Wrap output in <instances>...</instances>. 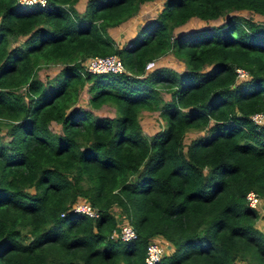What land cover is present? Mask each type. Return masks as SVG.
Here are the masks:
<instances>
[{
	"label": "trees",
	"instance_id": "obj_1",
	"mask_svg": "<svg viewBox=\"0 0 264 264\" xmlns=\"http://www.w3.org/2000/svg\"><path fill=\"white\" fill-rule=\"evenodd\" d=\"M76 1L0 0V264H145L157 238L170 248L153 264H264V224L245 200L248 189L264 200V124L249 119L264 111V23L231 14L173 32L191 16L264 15V0H162L127 46L108 28L147 0H85L81 12ZM167 52L182 70L144 68ZM110 53L123 71L84 69L86 57ZM48 62L62 65L43 86L34 68ZM86 81L87 102L113 115L66 110ZM141 110L163 120L150 136ZM192 129L203 132L184 144ZM78 199L98 215L72 210ZM119 221L134 239L111 238Z\"/></svg>",
	"mask_w": 264,
	"mask_h": 264
},
{
	"label": "rangeland",
	"instance_id": "obj_2",
	"mask_svg": "<svg viewBox=\"0 0 264 264\" xmlns=\"http://www.w3.org/2000/svg\"><path fill=\"white\" fill-rule=\"evenodd\" d=\"M162 0H147L144 2H141L139 4V9L132 15H130L125 21L120 22L118 25H116V28H108V33L109 35L113 38L114 42L116 45L115 40L123 41L122 43L127 46L129 42L131 41V37L139 31L140 27L145 24V22L149 19H151L153 16L156 15V13L159 11L161 7ZM85 4V0H77L74 3L75 8L77 9L78 12H81L83 10ZM231 14H236L240 17L251 19L253 21L259 22V23H264V15L259 14L253 10L247 9V8H242V9H236V10H231L224 12L222 15L217 16L215 19H199L198 17L191 16L189 17L185 23L176 26L173 29L174 34H179L182 32H185L187 30H193V29H200L203 28L207 25L211 26H217L220 25L226 17H228ZM130 32H133L131 34H128ZM24 37L22 36H17V38L13 39L12 44H17L21 43ZM170 56L173 59V62H167L165 56ZM164 57V58H163ZM158 62L156 66H161V65H172L175 67L174 70H182L184 68L183 62L180 58H174L173 54L170 52H167V54H163L160 57H158ZM62 63L60 62H48V63H40L39 65H35L34 71L36 76L40 79L41 83L43 86H45L47 83L53 82L57 75L58 71L61 68ZM209 65L204 67V70L207 69ZM172 69V68H171ZM236 80V79H235ZM89 82L86 81L82 87L78 89L76 99L74 103H72L69 107L66 108V110H70L73 107H84L86 109H89L92 113L97 114V115H113L114 114V106L109 104V103H104L101 104L99 107H92L88 102H87V86ZM21 94H23V88L21 87L18 90ZM162 96L167 99L169 97V94L166 92H161ZM24 96V95H23ZM25 98V96H24ZM26 99V98H25ZM139 123L141 126L142 132L150 136L152 135L156 130L160 129L163 124V120L159 117L158 113L156 110H142L139 113ZM48 127L52 131H57L60 132V124L50 120L48 122ZM203 131H198L195 129L188 130L185 132L184 135V144L190 140L192 137H195L197 134L202 133ZM0 138L2 142H5L8 138L7 135V127L4 125L2 122H0ZM258 209L259 216L256 218L255 225L256 226H262L264 224V201H262L261 205ZM165 248V247H164ZM243 263V262H242Z\"/></svg>",
	"mask_w": 264,
	"mask_h": 264
},
{
	"label": "built area",
	"instance_id": "obj_3",
	"mask_svg": "<svg viewBox=\"0 0 264 264\" xmlns=\"http://www.w3.org/2000/svg\"><path fill=\"white\" fill-rule=\"evenodd\" d=\"M24 4L40 3L44 4L45 0H19ZM83 66L86 71L91 73H106V72H121L124 70V66L120 58L115 53L104 55H90L83 60ZM154 66V60H147L144 64V68L148 69ZM235 78L242 79L246 77L247 71L243 67H235ZM249 119L256 125L264 124V111H253L249 114ZM246 203L255 208H259L263 198L252 189H248L245 192ZM71 209L76 212H81L90 218H95L98 215V211L95 206L91 205L87 200L78 199L71 204ZM115 228V227H114ZM112 230L110 236L113 239H120L127 241L136 237V232L130 223H123L116 230ZM165 248L162 244L155 240H149L145 245L144 262L145 264H153L158 262L160 257L164 254Z\"/></svg>",
	"mask_w": 264,
	"mask_h": 264
},
{
	"label": "crops",
	"instance_id": "obj_4",
	"mask_svg": "<svg viewBox=\"0 0 264 264\" xmlns=\"http://www.w3.org/2000/svg\"><path fill=\"white\" fill-rule=\"evenodd\" d=\"M125 21V20H124ZM111 28V27H110ZM112 28H116V26H113ZM131 33H133V32H130V33H128V34H131ZM116 41V43L120 46L121 44H122V42L123 41H121L120 43H119V41H117V40H115ZM167 54V53H166ZM163 56V55H162ZM174 56V55H173ZM160 57V56H159ZM164 58V57H163ZM165 58H166V60H167V62H170V63H172L173 62V59L170 57V56H165ZM174 58H177L176 56H174ZM158 57L157 58H155L154 59V66H156V64H157V62H158ZM178 59V58H177ZM164 66H167V67H171V68H174L175 69V67H173L172 65H164ZM142 111V110H141ZM140 111V112H141ZM121 224H123L121 221H119L116 225H115V228L114 229H118L119 228V226L121 225ZM163 238H157V240H158V242L160 243V244H162L164 247H165V251H164V254H167V252L169 251V248H170V244H168V243H166L164 240H162Z\"/></svg>",
	"mask_w": 264,
	"mask_h": 264
}]
</instances>
